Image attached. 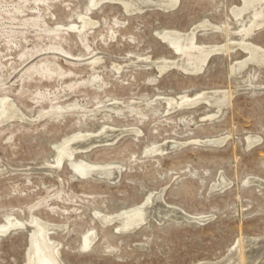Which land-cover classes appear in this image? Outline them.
<instances>
[{"label": "rangeland", "instance_id": "374dc122", "mask_svg": "<svg viewBox=\"0 0 264 264\" xmlns=\"http://www.w3.org/2000/svg\"><path fill=\"white\" fill-rule=\"evenodd\" d=\"M92 1L0 0V111L9 99L22 115L0 122V224L22 222L0 231V264H30L36 218L55 226L63 264L218 262L243 237L247 262L264 264L248 252L264 249V15L257 27L253 9L236 16L244 0H144L140 11L127 3L132 13ZM190 31L209 56L184 71L166 39ZM211 90L209 102L168 108ZM80 133H91L85 145L58 154ZM77 162L111 173L83 176ZM153 195L167 217L131 231L98 217Z\"/></svg>", "mask_w": 264, "mask_h": 264}, {"label": "bare ground", "instance_id": "6f19581e", "mask_svg": "<svg viewBox=\"0 0 264 264\" xmlns=\"http://www.w3.org/2000/svg\"><path fill=\"white\" fill-rule=\"evenodd\" d=\"M103 0H93L92 5L96 6V4L100 3ZM113 1V0H112ZM115 1H120V3L123 4V6L125 7V9L127 11H129L130 13H132L129 8L127 7V3L128 5L130 4L131 6H133L134 11L135 10H143L146 7H142V4H144V0H115ZM147 2H150L151 6L155 5L157 3H161L163 6H170L173 7L175 5L178 4V0H145ZM253 9L254 11V19H253V26L257 27L258 25H260L262 23V17L264 15V0H244V3L241 7H238L236 9H234V14L236 16L242 15L243 13H245L246 11ZM82 19V18H81ZM84 23L85 25H89L93 22H91L87 17H83ZM83 25V26H85ZM198 27V26H197ZM248 27V26H247ZM196 29V28H195ZM255 29V28H254ZM78 30H81L80 27L78 28ZM244 30V29H243ZM248 32L247 33H251L253 31L252 28L247 29ZM246 30V31H247ZM172 32V31H171ZM170 32V33H171ZM245 32V31H244ZM167 33V32H166ZM240 33V32H239ZM165 34V33H164ZM171 35V34H170ZM175 35V34H174ZM177 35V34H176ZM188 38L184 39L185 41H177V40H169L166 39L168 41L169 44L172 45V47L176 50V52L179 54V58H178V62L179 65H182L181 69L186 71L188 69V65L192 64L191 61L196 60L197 64H199L200 62L205 64L208 58V53L206 51L207 47H203L202 45L198 44L196 41V34L195 32H191L187 34ZM186 35V36H187ZM173 36V35H171ZM178 36V35H177ZM248 36V35H247ZM163 38L164 35L162 34ZM245 40V39H244ZM243 44V43H242ZM249 44V43H248ZM252 44V43H251ZM241 46V45H238ZM247 46V45H246ZM258 46V45H257ZM209 47V46H208ZM232 47V46H231ZM234 47V46H233ZM245 47V46H244ZM211 48V46H210ZM209 48V50H210ZM248 48V47H247ZM250 48V47H249ZM252 48V47H251ZM263 49V48H261ZM222 50V49H221ZM225 50V48H224ZM249 50V49H248ZM252 50V49H251ZM211 51V50H210ZM227 51V50H226ZM247 51V50H246ZM259 51V50H258ZM215 52V51H214ZM254 54V51H253ZM252 54V55H253ZM249 55H251L249 53ZM253 57V56H252ZM256 57V58H255ZM255 63H264V52H259L258 54L255 53ZM253 58V59H254ZM247 61V60H246ZM252 61V60H251ZM250 61V62H251ZM146 62V61H145ZM152 62V61H151ZM190 62V63H189ZM156 63H163V66L167 67L170 66L173 63V60H158ZM239 63V62H237ZM241 63V62H240ZM153 64V63H152ZM196 64V63H195ZM149 65V64H147ZM156 65V64H155ZM176 65V64H175ZM245 65V64H244ZM242 66V65H241ZM203 67V65H202ZM197 68H201V66H197ZM235 68V67H234ZM239 68V67H238ZM160 70V69H159ZM189 70V69H188ZM197 70V69H196ZM202 70V69H201ZM231 72H233V65L231 66ZM164 71V70H163ZM162 72V71H160ZM188 72V71H187ZM198 72V71H197ZM237 72V71H236ZM217 92H219L218 90H216ZM222 91V90H221ZM225 90H223L224 93ZM231 91V90H230ZM226 92V91H225ZM228 93V92H227ZM214 94H216L214 91H204V92H200L198 94H196L195 97L189 98L187 95L181 96L179 99H167V103H168V108L169 110H172L175 106V104L177 105H185L184 103L187 104H193L201 99H206L210 100V96H215ZM221 94V93H220ZM228 97H231V93L228 95H225L224 100H226ZM229 99V98H228ZM181 100V101H180ZM205 101V100H204ZM215 101V100H214ZM3 102V101H2ZM211 102V101H210ZM218 102V101H217ZM212 103V102H211ZM215 103V102H214ZM213 103V104H214ZM218 105V104H217ZM221 105V104H220ZM224 105V104H222ZM221 105V106H222ZM216 106V105H215ZM220 107V106H219ZM3 110L0 111V122L7 120V119H11V118H22V115L20 114V111L10 102V100L6 99L4 104H3ZM221 108V107H220ZM1 109V108H0ZM106 127H103L101 129L100 132H96V133H92L95 134L98 137H102L105 132H107ZM109 128V127H108ZM113 129V128H112ZM115 129V128H114ZM106 130V131H105ZM114 131V130H113ZM112 131V132H113ZM119 131V130H118ZM133 131V130H132ZM131 131V132H132ZM128 132V131H127ZM138 132V131H137ZM109 133V132H108ZM126 133V131H125ZM91 133H80L75 135L74 137L70 138L69 140H67L62 146L59 147L58 150V154H62L63 152H65V150L67 148L71 149V151L69 152V156H71L75 151H76V146L77 145H85L87 143V141L89 140ZM107 134V133H106ZM114 134V133H112ZM110 134V135H112ZM116 134V132H115ZM117 134H119V132H117ZM121 134V133H120ZM119 134V135H120ZM94 136V135H93ZM112 137V136H111ZM114 137V136H113ZM117 138V136H116ZM110 139V138H109ZM115 139V138H114ZM112 140V139H110ZM109 140V141H110ZM104 142L106 140H103ZM108 141V142H109ZM116 141V139H115ZM115 141H113L112 143H114ZM95 142V141H94ZM100 141L95 142V144H99ZM107 142V143H108ZM111 142V141H110ZM218 142V141H217ZM216 142V143H217ZM106 143V142H105ZM251 143V142H250ZM89 145V144H88ZM87 145V146H88ZM251 145V144H250ZM79 147V149H81ZM86 146V147H87ZM170 146V143H167L165 145H161L159 146L158 150L161 151H165L168 150ZM82 147V146H81ZM84 147V146H83ZM90 147V146H89ZM177 148V147H176ZM156 149V148H155ZM83 150V149H82ZM87 150V149H86ZM150 153V152H149ZM156 153V152H155ZM163 153V152H161ZM63 157V155H62ZM64 159V158H63ZM59 161V160H58ZM56 165V164H55ZM73 167L83 176H87L88 174L93 173L92 175L97 177L100 173H108L110 174L111 172H107L104 170L103 166L99 167V166H95V165H89L88 163H84V162H77L76 164H72ZM107 166V165H106ZM112 167V166H111ZM101 168V169H100ZM108 168V167H107ZM113 169V168H112ZM117 169V168H116ZM116 169H114L115 175L118 173L116 171ZM118 170V169H117ZM114 176V175H112ZM111 176V177H112ZM100 177V176H98ZM103 178V177H102ZM117 178V177H116ZM107 179V178H106ZM227 185V184H226ZM226 187V186H225ZM215 188V187H214ZM161 195V194H160ZM161 197V196H160ZM158 197V198H160ZM160 200V199H159ZM159 200H157V198L155 199V196L153 195V197L146 203V205L143 207H138L135 208L133 210L127 211V212H122V214L118 215V216H110V215H99L98 217L100 218V221L104 224L109 223V222H113L114 220H118L119 223L117 225L118 230L121 231H131L136 229L137 227H139L140 225H142L147 219H149V216L152 217L156 216L158 219H163L165 217H167V212H165L164 207L159 203ZM157 202V205L154 204V202ZM162 201V200H161ZM155 202V203H156ZM165 205V204H164ZM169 206V205H166ZM165 206V207H166ZM169 208V207H168ZM175 208V207H174ZM178 208V207H177ZM182 209V208H181ZM184 210V209H182ZM167 211V210H166ZM175 211V210H174ZM172 211V213L174 212ZM170 212V211H169ZM178 213V211H175ZM183 212V211H182ZM170 215V214H169ZM183 215V214H182ZM172 216V215H171ZM189 216V215H187ZM191 216V215H190ZM196 216V215H195ZM201 216V215H200ZM177 217V216H176ZM175 217V218H176ZM180 217V216H179ZM178 217V218H179ZM186 217V216H185ZM199 217V216H198ZM174 218V217H173ZM183 218V217H182ZM201 218V217H200ZM199 218V219H200ZM180 220V219H179ZM34 221V222H33ZM32 222L38 227L37 229V233L34 237V241H33V250H32V255L30 257V264H63V262L60 259L59 256V244L60 243H56L54 242V240H52V238H50V232L53 228H55V226L53 224H47L46 222L40 221L37 218L35 220H33ZM158 221V220H157ZM162 222V221H161ZM18 223H22L20 221H17L14 218H10L7 220V222L0 224V231H4L7 230L9 228V226H13L16 225ZM163 223V222H162ZM110 224V223H109ZM96 234L93 232H90V235L86 236L84 239V247H88L92 244L93 240L95 239ZM264 237V236H263ZM244 238V237H243ZM243 238L241 239L240 242V254L238 255V249L234 252V247H236V245L238 246L239 244L236 243V245H234L230 250L229 253L225 255V260L221 259V261L218 262H202L199 264H239V262H241V264H249L247 262V258H246V247L244 248V240ZM255 239V238H254ZM33 240V239H32ZM253 240V239H252ZM59 242V241H58ZM247 242V240H246ZM250 242V241H249ZM239 243V242H238ZM256 243V242H255ZM260 245V244H259ZM61 246V245H60ZM247 246V245H246ZM252 246V245H251ZM238 248V247H237ZM254 248V247H253ZM251 249L249 254L251 257V261L258 263L260 261V259H264V249L263 252L261 250H257V249ZM257 248V247H256ZM247 252V253H248ZM249 257V255L247 256ZM250 260V257H249ZM248 260V261H249ZM261 263V262H260ZM254 264V263H252Z\"/></svg>", "mask_w": 264, "mask_h": 264}]
</instances>
